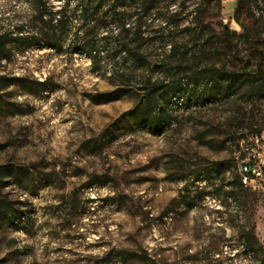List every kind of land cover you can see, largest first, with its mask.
<instances>
[{
  "label": "rangeland",
  "instance_id": "obj_1",
  "mask_svg": "<svg viewBox=\"0 0 264 264\" xmlns=\"http://www.w3.org/2000/svg\"><path fill=\"white\" fill-rule=\"evenodd\" d=\"M235 7L223 0L222 18L241 32ZM0 32L22 39L0 55V264H264L240 238L251 226L264 248V97L173 98L156 130L145 93H123L59 31L49 45L29 0H0ZM244 160L262 176L238 205Z\"/></svg>",
  "mask_w": 264,
  "mask_h": 264
},
{
  "label": "trees",
  "instance_id": "obj_2",
  "mask_svg": "<svg viewBox=\"0 0 264 264\" xmlns=\"http://www.w3.org/2000/svg\"><path fill=\"white\" fill-rule=\"evenodd\" d=\"M29 1L53 33L45 34L49 45L58 44L59 31L123 93H145V108L158 107L145 121L156 130L169 123L163 104L173 98L186 95L201 106L224 101L234 110L238 97L245 107L264 97V15L254 12L259 0H236L233 19L241 32L224 22L223 0H60L59 8L50 0ZM11 35L0 32L2 57L22 40ZM247 190L237 174L227 196L241 205ZM7 211L0 198V217ZM240 238L264 256L251 226L242 227Z\"/></svg>",
  "mask_w": 264,
  "mask_h": 264
},
{
  "label": "built area",
  "instance_id": "obj_3",
  "mask_svg": "<svg viewBox=\"0 0 264 264\" xmlns=\"http://www.w3.org/2000/svg\"><path fill=\"white\" fill-rule=\"evenodd\" d=\"M257 15H264V3L259 0L258 6L254 9ZM242 181L245 185L254 183L259 177L262 176L260 166L252 160H244L241 163Z\"/></svg>",
  "mask_w": 264,
  "mask_h": 264
},
{
  "label": "crops",
  "instance_id": "obj_4",
  "mask_svg": "<svg viewBox=\"0 0 264 264\" xmlns=\"http://www.w3.org/2000/svg\"><path fill=\"white\" fill-rule=\"evenodd\" d=\"M227 1V0H224V2ZM233 1H236V0H233Z\"/></svg>",
  "mask_w": 264,
  "mask_h": 264
},
{
  "label": "bare ground",
  "instance_id": "obj_5",
  "mask_svg": "<svg viewBox=\"0 0 264 264\" xmlns=\"http://www.w3.org/2000/svg\"><path fill=\"white\" fill-rule=\"evenodd\" d=\"M240 171H241V166H240Z\"/></svg>",
  "mask_w": 264,
  "mask_h": 264
}]
</instances>
